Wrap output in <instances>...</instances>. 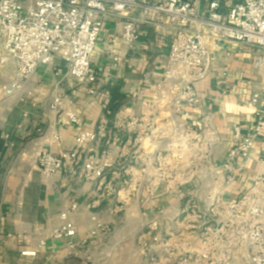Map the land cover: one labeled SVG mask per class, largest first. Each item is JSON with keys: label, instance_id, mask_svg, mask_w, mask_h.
Wrapping results in <instances>:
<instances>
[{"label": "built area", "instance_id": "1", "mask_svg": "<svg viewBox=\"0 0 264 264\" xmlns=\"http://www.w3.org/2000/svg\"><path fill=\"white\" fill-rule=\"evenodd\" d=\"M222 7L221 0H210L203 10L187 0H0V65L16 68L15 80L0 94H15L41 66L60 59L66 70L58 74L104 100L97 127L79 126L72 150H42L38 169L45 177L67 173L92 183L89 209L112 202L116 215L139 214L150 264H264V146L260 172L246 190L236 197L223 193L264 134L260 94L243 103L258 116L256 125L248 132L235 126L234 146L219 160L220 129L214 114L199 109L195 88L208 74L211 47L228 41L264 50V0ZM136 10L147 22L163 15L174 29L163 79L139 113L127 105L113 110L111 93L98 85L92 66L109 16L125 19L122 35L129 44L138 39V19L131 16ZM61 104L55 96L52 108ZM65 114L79 124L77 111ZM79 210L78 200L63 209L51 238H75L71 217ZM93 220L86 239L108 231ZM45 245L41 240L39 246Z\"/></svg>", "mask_w": 264, "mask_h": 264}, {"label": "crops", "instance_id": "2", "mask_svg": "<svg viewBox=\"0 0 264 264\" xmlns=\"http://www.w3.org/2000/svg\"><path fill=\"white\" fill-rule=\"evenodd\" d=\"M187 1L203 10L210 0ZM235 1L238 0H221L223 11ZM131 16L138 19V39L129 44L122 35L125 19L109 16L92 55V66L99 75L98 85L111 93V108L117 110L127 105L139 113L142 101L154 95L163 79L174 29L163 15L149 22L140 10ZM60 68L66 70L64 62L57 59L54 65L41 66L15 94H0V264H35L37 259L51 264L56 257L64 263L69 257H81L78 252L85 248H93V256L113 231L133 226L138 230L141 258L149 263L141 244L139 214L126 217L131 225H121L122 216L113 213L112 202L87 207L93 200L92 183L67 173L45 177L38 169L42 150L59 153L74 149L78 127L95 129L104 108L102 96L91 94L73 78L58 74ZM15 78L12 62L0 65V90ZM195 88L199 109L214 114L219 126L222 141L217 158L222 160L234 146V127L239 125L248 132L257 123L258 116L244 108V101L259 93L257 108L264 111V50L228 41L211 47L208 74ZM55 96L61 97L62 104L52 108ZM70 109L79 113V124L67 119L65 112ZM263 146L264 134L257 139L249 157L238 163L237 179L234 185L225 186V195L242 194L259 174ZM73 200L80 202V210L71 217L78 229L77 236L51 238L60 224L61 211ZM94 217L108 231L86 239L85 233L95 227ZM162 223L170 224L169 220ZM41 240L46 241L43 247L39 246ZM23 251L37 254L23 255Z\"/></svg>", "mask_w": 264, "mask_h": 264}, {"label": "rangeland", "instance_id": "3", "mask_svg": "<svg viewBox=\"0 0 264 264\" xmlns=\"http://www.w3.org/2000/svg\"><path fill=\"white\" fill-rule=\"evenodd\" d=\"M230 194H227L226 197ZM133 211V210H132ZM121 225H131L132 222H126V217L120 218ZM128 224V225H127ZM95 238V237H94ZM138 230L136 226L132 228L120 227L117 232L114 231L104 239V245L100 246L95 255H91L93 248L81 249L78 255L81 257H69L63 263L59 257H56L51 264H149L141 258L138 249ZM35 264H43V259H37Z\"/></svg>", "mask_w": 264, "mask_h": 264}]
</instances>
